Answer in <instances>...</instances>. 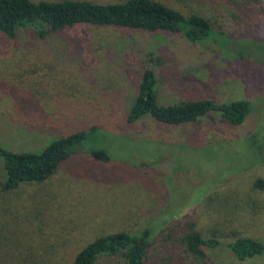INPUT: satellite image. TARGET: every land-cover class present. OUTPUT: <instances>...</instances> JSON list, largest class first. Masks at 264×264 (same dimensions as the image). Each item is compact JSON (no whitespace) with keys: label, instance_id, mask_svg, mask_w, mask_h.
Wrapping results in <instances>:
<instances>
[{"label":"rangeland","instance_id":"obj_1","mask_svg":"<svg viewBox=\"0 0 264 264\" xmlns=\"http://www.w3.org/2000/svg\"><path fill=\"white\" fill-rule=\"evenodd\" d=\"M156 1L204 16L217 34L192 43L88 25L45 38L0 32V146L37 151L96 128L42 183L4 190L0 160V264H71L99 236L144 228L153 233L146 264H203L181 242L192 231L220 241L204 264H264V253L238 261L228 248L239 238L264 244V192L254 187L264 181V0ZM145 69L161 106L247 100L251 113L240 126L215 112L183 126L149 116L128 124Z\"/></svg>","mask_w":264,"mask_h":264},{"label":"trees","instance_id":"obj_2","mask_svg":"<svg viewBox=\"0 0 264 264\" xmlns=\"http://www.w3.org/2000/svg\"><path fill=\"white\" fill-rule=\"evenodd\" d=\"M81 25L97 28H114L148 34H181L192 43L212 38L217 32L204 16L193 13L185 16L156 0H126L114 4L90 1L64 0L39 1L0 0V32L14 38L21 31H30L38 38L61 33ZM210 112L220 114L231 126H240L251 113L247 100L215 102L211 100L186 101L161 106L158 78L152 69H145L137 86V93L129 108L127 123L132 124L149 116L168 125L183 126L197 123ZM77 132L51 140L37 151L12 152L0 146L3 165V189L10 191L21 183H42L54 175L60 166L82 151L83 143L95 132ZM92 158L102 162L110 160L102 149H91ZM254 187L264 192V181L257 179ZM153 233L144 228L138 233H113L97 237L78 251L71 264H95L100 257H121L122 264H146ZM185 253L195 260L208 259L207 250L218 248L220 241L205 239L192 231L181 238ZM232 256L245 261L264 253V244L251 238H239L228 245Z\"/></svg>","mask_w":264,"mask_h":264}]
</instances>
